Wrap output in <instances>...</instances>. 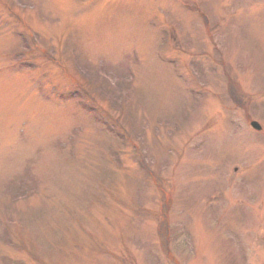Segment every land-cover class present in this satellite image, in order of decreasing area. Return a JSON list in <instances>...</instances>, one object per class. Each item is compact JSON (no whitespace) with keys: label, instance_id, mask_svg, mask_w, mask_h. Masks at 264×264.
I'll return each mask as SVG.
<instances>
[{"label":"rangeland","instance_id":"rangeland-1","mask_svg":"<svg viewBox=\"0 0 264 264\" xmlns=\"http://www.w3.org/2000/svg\"><path fill=\"white\" fill-rule=\"evenodd\" d=\"M0 264H264V0H0Z\"/></svg>","mask_w":264,"mask_h":264},{"label":"water","instance_id":"water-1","mask_svg":"<svg viewBox=\"0 0 264 264\" xmlns=\"http://www.w3.org/2000/svg\"><path fill=\"white\" fill-rule=\"evenodd\" d=\"M254 126L258 129V130H261V127L257 124H254Z\"/></svg>","mask_w":264,"mask_h":264},{"label":"trees","instance_id":"trees-1","mask_svg":"<svg viewBox=\"0 0 264 264\" xmlns=\"http://www.w3.org/2000/svg\"><path fill=\"white\" fill-rule=\"evenodd\" d=\"M90 66V65H89ZM90 68V67H89ZM98 69H94V70H92L93 71V74H95L96 73V71H97ZM106 72H107V70H106ZM118 86V85H117Z\"/></svg>","mask_w":264,"mask_h":264}]
</instances>
